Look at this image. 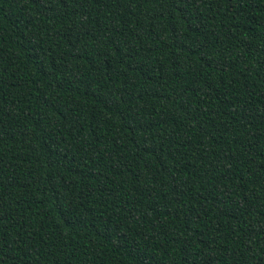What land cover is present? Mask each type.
Segmentation results:
<instances>
[{"label": "trees", "instance_id": "trees-1", "mask_svg": "<svg viewBox=\"0 0 264 264\" xmlns=\"http://www.w3.org/2000/svg\"><path fill=\"white\" fill-rule=\"evenodd\" d=\"M0 264H264V0H0Z\"/></svg>", "mask_w": 264, "mask_h": 264}]
</instances>
